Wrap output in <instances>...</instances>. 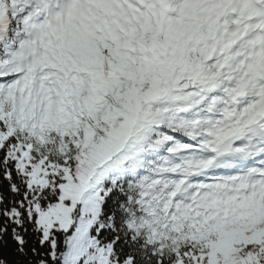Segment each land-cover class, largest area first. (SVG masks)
<instances>
[{
    "label": "snow or ice",
    "instance_id": "1",
    "mask_svg": "<svg viewBox=\"0 0 264 264\" xmlns=\"http://www.w3.org/2000/svg\"><path fill=\"white\" fill-rule=\"evenodd\" d=\"M0 264H264V0H0Z\"/></svg>",
    "mask_w": 264,
    "mask_h": 264
}]
</instances>
